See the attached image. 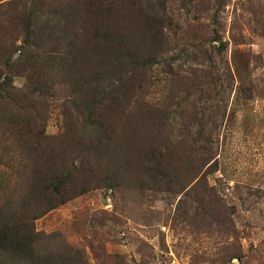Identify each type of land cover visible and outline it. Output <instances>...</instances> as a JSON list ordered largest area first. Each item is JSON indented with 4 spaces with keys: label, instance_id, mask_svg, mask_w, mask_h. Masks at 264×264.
Returning <instances> with one entry per match:
<instances>
[{
    "label": "rangeland",
    "instance_id": "rangeland-1",
    "mask_svg": "<svg viewBox=\"0 0 264 264\" xmlns=\"http://www.w3.org/2000/svg\"><path fill=\"white\" fill-rule=\"evenodd\" d=\"M106 29L152 56L119 68ZM0 47L24 57L14 86L37 91L32 131L72 172L59 204L24 190L18 154L0 161L2 222L34 242L3 264H264V0H0ZM95 68L134 90L103 161L76 148L89 133L75 81Z\"/></svg>",
    "mask_w": 264,
    "mask_h": 264
},
{
    "label": "trees",
    "instance_id": "trees-1",
    "mask_svg": "<svg viewBox=\"0 0 264 264\" xmlns=\"http://www.w3.org/2000/svg\"><path fill=\"white\" fill-rule=\"evenodd\" d=\"M96 33L98 34V41L103 40L106 43L116 45L117 50L112 52V56L115 57L118 67L121 64H131L133 65L132 68H136L138 62L146 63L148 58L152 56V52L149 50H137L136 46L127 47L123 32L106 29L102 32L96 30ZM57 48L58 46H56V50H58ZM82 48L81 46L80 50ZM90 50L94 52L96 49L93 51L91 47ZM144 53L148 54L149 57L147 59L143 57ZM9 54L10 52L7 47H0V135H3L5 138H13L15 141H13V144L9 148L0 151L1 164L7 163V166L13 167V164H15L14 159L18 154L20 159L17 163L20 165L22 161H27L31 168H28L30 170L28 176L31 175L28 180L26 174H24V190L25 186L29 188L26 185L29 182L30 186H33V191L38 195L40 194L43 199H50L52 197L60 204L65 198L64 195L69 187L68 182H70L69 179L71 178L72 172H66L60 165L57 167L51 162L50 156H47V148L44 145L47 139L44 132L33 133L32 126L35 117L33 114L36 112L35 100L37 91L24 90L14 86V78L23 75L21 69L24 66V57H21L16 63H13ZM30 54L36 53L30 50L28 55ZM102 62L104 61L102 60ZM94 63L96 64L97 60ZM125 74L123 73V76H119L117 72L112 73L101 68H95L89 76L76 79L75 81L76 89L73 90V93L75 94L76 100L72 102L75 104V108L79 112V117L82 120L80 123L82 131L89 133L85 137L86 139H84V144L82 142L78 143L76 148L82 149L85 147L84 149H86L89 157L91 154L90 151H95L99 161L106 154L102 146L105 142H108L104 139L105 135L111 133V129L115 127L113 119L116 121L118 116L122 115V112L128 118L129 113L127 111L133 105L134 90H130V87L128 88L123 85L129 82H124L127 79ZM115 81L117 84L114 83ZM20 123H22V129L26 128L27 134L19 143L17 135H15V130ZM5 141H8V139ZM79 146L81 147L79 148ZM149 156L150 153L148 158ZM6 160L7 162H5ZM120 161L114 163H119ZM49 164L53 167V171L49 170L45 172L44 169ZM102 169L103 172L100 175L102 174L103 176H110L113 172L116 173L115 168L110 164H104ZM24 171L27 173V165L24 166ZM5 186L6 184L4 185L0 179V189ZM2 212L4 211L0 213ZM0 216V254H31L34 242L30 233L24 234L22 232L18 235V230H22V225L12 226L11 223H3L2 218H8V216L1 214ZM0 264H3L1 259Z\"/></svg>",
    "mask_w": 264,
    "mask_h": 264
}]
</instances>
